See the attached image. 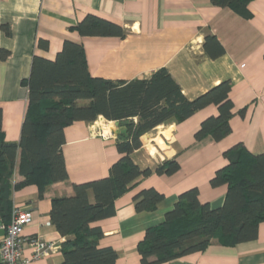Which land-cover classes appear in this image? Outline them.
I'll return each mask as SVG.
<instances>
[{"label": "crops", "instance_id": "1", "mask_svg": "<svg viewBox=\"0 0 264 264\" xmlns=\"http://www.w3.org/2000/svg\"><path fill=\"white\" fill-rule=\"evenodd\" d=\"M89 13L123 25L127 35H81L77 25ZM3 25L9 28L7 33ZM208 34L224 46L223 55H208ZM67 39L83 44L93 76L130 80L167 68L190 99L223 80L232 83L231 132L219 141L211 136L195 138L202 121L218 114L216 105L146 132L141 137L143 146L132 154L134 161L141 168H155L176 158L180 169L174 174L153 172L139 177L115 200V214L93 223L103 231L99 246L117 250L116 264H141L138 246L146 230L164 222L181 193L197 187L202 202L213 208L223 205L228 185L213 186L211 179L229 163L227 150L241 143L254 154L264 153V0H251L242 11L212 0H0V103L7 141H20L28 108L24 81L33 56L55 59ZM124 129L101 117L68 125L62 151L69 178L48 184L42 197L37 184L13 186L12 212L18 206L32 213L33 222L24 231L26 239L54 241L58 247L57 253L27 264H63L62 244L74 236H62L52 224V200L74 195L73 184L107 177L120 158L116 141ZM22 181L15 174L14 183ZM146 188L157 189L164 199L154 211L138 212L134 197ZM89 197L94 201L92 190ZM12 212L0 211V243ZM31 256L27 243L24 257ZM158 264H264V221L254 240L223 245L214 239L202 251Z\"/></svg>", "mask_w": 264, "mask_h": 264}, {"label": "trees", "instance_id": "2", "mask_svg": "<svg viewBox=\"0 0 264 264\" xmlns=\"http://www.w3.org/2000/svg\"><path fill=\"white\" fill-rule=\"evenodd\" d=\"M222 7L244 10L251 0H212ZM5 32L9 31L3 25ZM83 36L125 37L121 24L89 13L77 25ZM209 56L217 58L225 48L215 35L205 38ZM6 51H2L5 55ZM28 108L19 143L7 141L3 132L0 103V211L12 212V189L37 184L40 197L48 184L69 178L62 146L65 128L78 121L94 122L100 117L118 121L125 129L116 141L120 158L107 177L73 184L74 195L55 197L51 222L62 236L63 264H116L113 247H100L103 235L93 223L113 216L115 200L141 176L174 174L180 169L176 158L155 168H141L133 159L143 146L141 137L153 128L175 120L181 122L197 111L216 105L218 114L205 118L195 134L200 140L211 136L216 141L231 132L232 83L226 79L197 97L188 98L167 68L150 77L110 79L91 75L83 44L65 40L55 59L34 55L29 77ZM229 163L211 179L213 186L227 184L222 206L213 208L200 200L199 189L180 194L175 207L163 223L149 227L138 246L141 264H158L206 249L214 239L223 245L254 240L264 221V153L254 154L239 143L225 152ZM23 177L14 183L15 174ZM94 194V201L89 191ZM164 199L155 188H146L134 197L138 212L154 211ZM11 210V212H10Z\"/></svg>", "mask_w": 264, "mask_h": 264}, {"label": "built area", "instance_id": "3", "mask_svg": "<svg viewBox=\"0 0 264 264\" xmlns=\"http://www.w3.org/2000/svg\"><path fill=\"white\" fill-rule=\"evenodd\" d=\"M33 222L32 213L29 210L15 207L11 220L4 224L5 236L0 243V255L2 264H27L31 260H39L58 252L57 244L41 238L26 239L24 231ZM32 247V256L24 257L25 245Z\"/></svg>", "mask_w": 264, "mask_h": 264}, {"label": "rangeland", "instance_id": "4", "mask_svg": "<svg viewBox=\"0 0 264 264\" xmlns=\"http://www.w3.org/2000/svg\"><path fill=\"white\" fill-rule=\"evenodd\" d=\"M101 119H104V117H101Z\"/></svg>", "mask_w": 264, "mask_h": 264}, {"label": "water", "instance_id": "5", "mask_svg": "<svg viewBox=\"0 0 264 264\" xmlns=\"http://www.w3.org/2000/svg\"><path fill=\"white\" fill-rule=\"evenodd\" d=\"M116 123L118 124V121H116Z\"/></svg>", "mask_w": 264, "mask_h": 264}]
</instances>
